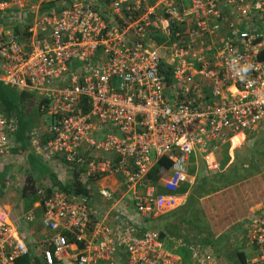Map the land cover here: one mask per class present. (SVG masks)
<instances>
[{"label":"built area","instance_id":"built-area-1","mask_svg":"<svg viewBox=\"0 0 264 264\" xmlns=\"http://www.w3.org/2000/svg\"><path fill=\"white\" fill-rule=\"evenodd\" d=\"M0 72L5 87L38 96L28 154L60 183H36L39 238L26 235L34 211L0 209V264H221L148 222L186 205L192 156L215 175L221 148L264 130V0H0ZM16 131L0 115L1 166ZM163 158L171 168L153 184ZM74 177L82 187L115 181L99 194L105 212L142 233L111 226L87 195L65 191ZM245 233L250 264H264V210Z\"/></svg>","mask_w":264,"mask_h":264},{"label":"rangeland","instance_id":"rangeland-1","mask_svg":"<svg viewBox=\"0 0 264 264\" xmlns=\"http://www.w3.org/2000/svg\"><path fill=\"white\" fill-rule=\"evenodd\" d=\"M22 107V116L27 120L28 125H39L38 96L34 95L30 100L24 102ZM242 135H244L245 140L239 147L232 150V146H230L234 163L225 169V173L231 182L239 184L234 189V194L228 193L230 199L236 198L237 202L251 195L252 215L256 211L257 214L264 210V130L254 132L246 130L243 131ZM226 146L220 149L218 158H221L224 154ZM150 155L151 159H153V154ZM192 159H194L193 156L190 160ZM27 164H30L33 171L40 174V176L49 174L47 168L37 160H26V166ZM24 166V161L19 160V157L13 153L6 158L2 166L0 165V208H4L7 205L25 215L29 212L31 204L36 200L22 198L19 194V187L25 176ZM33 176L38 179L37 174L33 173ZM47 179H51V177ZM3 186L5 187L3 188ZM226 195L221 192H218V194L211 193L209 197L203 200V207L200 209V213L189 211L186 216H181L180 220L190 225L193 237L195 236L194 241H207V245H204L205 248L212 252L220 260L221 264H240L238 253H243L247 264H250L253 255L250 249H246V233L242 228V223L233 222L234 224L228 225L220 217V210L215 200ZM124 201L133 208L130 197L125 196ZM111 202L113 203V201ZM230 222L228 219L227 223ZM148 225L150 226L149 229L161 231L162 233L166 230L164 227L158 226L152 219H150ZM199 232L200 235L198 234V236L197 233ZM167 249L177 255H183L180 251H172L170 246Z\"/></svg>","mask_w":264,"mask_h":264},{"label":"crops","instance_id":"crops-1","mask_svg":"<svg viewBox=\"0 0 264 264\" xmlns=\"http://www.w3.org/2000/svg\"><path fill=\"white\" fill-rule=\"evenodd\" d=\"M33 127H35V126H33ZM244 140H245L244 135H242V134L235 137L232 140V144L230 145V146H232V150L239 147ZM11 153L16 154V156L19 157V160L21 159L22 161H24V164H25V166H24L25 174L24 175L25 176L28 174H31L33 176V173H35L38 175L37 181H41V180L47 179L48 177H54L55 176V174L52 173L48 168H47V170H48L49 174L40 176V174L33 171L30 164H27V166H26V160H30V158H29L30 155L28 154V151H26V150L23 151L21 146H19L15 142V140L13 141ZM228 154L230 157V162L225 169L229 168L234 163L233 153H232V151L230 152V148H229ZM189 165H190L189 166V176H190L191 180H193V185L190 186V188L188 187L185 190L188 192V198L190 196L191 189H193L202 178L217 177L219 175H222L223 173L226 174L225 169H223V170L221 169V171L215 175H211L209 173L204 172V170L202 169V166L200 165V163L198 161H196L195 158L189 161ZM243 167H246V166H243ZM25 176H24V178H25ZM226 180H229V178L227 177ZM56 181H58L57 177H56ZM224 184L223 183H217L216 185H214L216 187L215 188L216 189L215 194L216 193L218 194V192L224 193L225 195L227 194L225 197H221V198L219 197V199L215 200L217 207L220 210V217H221V219H223L224 223H226L228 225L234 224L233 222L242 223V225H243L242 228L244 229V232H245L247 220L252 215H255L257 212L256 211V212L252 213V215H251V195L249 197H245L243 200L236 202V198L230 199L229 194H231V193L234 194V189L239 184L237 182L225 184L226 186H224ZM4 187L5 186H3V188ZM91 187H92V194H93V198L91 201V203L93 204L92 206L95 207L96 210H98L101 213V214L100 213L99 214L103 218H105V220L108 221V223L111 226L117 227L123 231L130 230V232L135 234V235H139L142 233V231L137 227V225L135 223H133L135 221L129 222L125 218H121L114 211H111L110 213L105 212L107 207H103L104 206V203H103L104 198L101 197L99 194L101 191H110V192L114 191L116 188V182L115 181H113L112 179H104V180H101L97 183H93L91 185ZM247 191L248 190L246 189V192ZM207 197H209V196H207ZM205 198L199 200L196 203V205L190 209L185 208V206H184L183 208H181V210L179 209L176 211L157 214L152 218V220L155 221L158 224V226H162V227H164V229H167V233H169V234H167L166 237H169L170 239H173L171 237H173L174 232H176L177 233L176 235H180L182 237H188L189 238L188 243L194 242V243L203 245V244H201L200 240L194 241L195 236L193 237V233L190 230L191 227H189L190 225L185 224V222L181 221L180 218H182L181 216H186L189 213V211L195 212V213H198V212L200 213L201 212L200 209L203 207V200ZM0 209L3 210L5 214H9L10 216H13L16 212H18V214L20 216L24 215L20 211H16V209H14L13 207L7 206V205H5L4 208H0ZM29 211H34V213L36 215V221H35V223H33L28 228V233L26 232V235H29V236L33 235L34 237L39 238L40 236H42L44 234V231H43L41 224H40L41 214H40V210H39L38 205H37V200L31 204ZM102 212H104V213L102 214ZM228 219H229V222L231 220H234V219L235 220L230 222V223H227ZM149 227L150 226L148 225V228ZM151 230H154V229H151ZM154 231H157V230H154ZM157 232L160 233L161 231H157ZM170 232H172L173 236H171ZM198 234L200 235V232L197 233V235ZM168 246H172V248H174V250L179 249L175 245H172L170 243L167 244V247ZM245 261H246V258H245Z\"/></svg>","mask_w":264,"mask_h":264},{"label":"trees","instance_id":"trees-1","mask_svg":"<svg viewBox=\"0 0 264 264\" xmlns=\"http://www.w3.org/2000/svg\"><path fill=\"white\" fill-rule=\"evenodd\" d=\"M1 74V72H0ZM168 76V75H167ZM169 82V78L166 77V83L168 84ZM34 96V94L32 93H28V92H23V91H17L8 87H5L2 83H0V115L6 116L8 118H12L14 120H16L17 122V131L14 137L15 142L21 146L23 151H28V144L26 141V136L28 131H30V129H32V126L28 125L27 120H25V118L22 116L23 112V104L24 102H27L28 100H30L32 97ZM230 145L228 144L225 147V152L224 154L221 156V158H218V161L220 163L221 169H225L229 162H230V157L228 154ZM30 159L36 161V159L33 156H29ZM38 162H40L39 160H37ZM171 168V162L166 159H159L156 163V165L154 166V168L152 169V172L150 173V175L148 176V179H150V181L153 184H157L158 180L165 175L166 173H168V171ZM227 175L226 174H222L219 175L217 177H205L202 178L197 185L191 189L190 191V196L187 200V203L185 205V208H192L196 205V203L209 196L211 193H215L216 191V187L214 185H216L217 183H232L230 178L229 180H226ZM225 180V181H224ZM77 178L74 177L72 183L70 186H68L69 188H65V191L68 189L70 191H73L74 193H78V194H85L87 195L91 200L93 198V194H92V187L91 185L93 184V181H89L86 183L85 186H80L77 182ZM37 179L32 176L31 174H28L25 176V178L22 181V186L20 187L19 190V194L22 198H29L30 200H37L35 194H36V183H37ZM51 182L57 186H60V183L56 181V177H51ZM224 184V186H226ZM186 190V187L182 188L180 190V193H184V191ZM69 191V192H70ZM157 192L158 194H164L163 190L160 188H157ZM176 231V230H175ZM169 234L167 233V229L165 230L164 233L160 232V236L162 238L166 237V235ZM171 236L172 232H170ZM177 233L174 232V236L171 237L174 240L177 239H182L184 242L188 243L189 242V238L188 237H182L180 235H176ZM177 238V239H176ZM201 244L203 245H207V241L206 240H200ZM172 244V243H170ZM173 245V244H172ZM172 251H180L183 255V259L184 261H186L187 257H186V253L183 250H179L176 249L174 250V248H172V246H170ZM238 259L240 261V264H247V262L245 261V256L243 253H238ZM16 264H37L35 263L31 258L25 257V258H21L19 259Z\"/></svg>","mask_w":264,"mask_h":264}]
</instances>
